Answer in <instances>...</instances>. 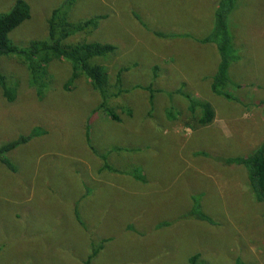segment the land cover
Returning a JSON list of instances; mask_svg holds the SVG:
<instances>
[{
	"label": "rangeland",
	"instance_id": "rangeland-1",
	"mask_svg": "<svg viewBox=\"0 0 264 264\" xmlns=\"http://www.w3.org/2000/svg\"><path fill=\"white\" fill-rule=\"evenodd\" d=\"M14 1L0 0V11ZM23 1L30 18L9 35L18 46L46 40L64 2ZM216 3L76 0L66 9L71 24L103 17L69 41L115 48L91 62L107 72L105 103L118 121L98 109L84 75L70 83L66 61L48 64L41 95L15 58L0 57L16 86L12 103L0 90V146L45 131L7 154L14 171L0 164V264H85L92 250L90 264H190L193 255L264 264V208L245 167L225 162L264 140V0H238L229 14L238 59L225 97L211 90L216 45L201 42ZM193 102L211 106V124L196 125Z\"/></svg>",
	"mask_w": 264,
	"mask_h": 264
},
{
	"label": "trees",
	"instance_id": "trees-1",
	"mask_svg": "<svg viewBox=\"0 0 264 264\" xmlns=\"http://www.w3.org/2000/svg\"><path fill=\"white\" fill-rule=\"evenodd\" d=\"M75 1L76 0H64L59 7L50 12V16L47 20L48 38L46 40H31L26 46L16 45L11 41L9 35L20 24L30 18L29 5L23 0H16L8 10L3 12L0 11V57L15 58L29 73L31 86L37 87V85L40 84L39 88L44 86L42 80L44 79L43 76L48 72V64L51 61H66L71 66L70 83L79 78L78 76L84 75L91 88L100 94L101 104L98 106V109L102 110L107 117L118 121L117 117L107 108L105 103V99L107 98L105 97V86L108 82L107 72L99 63L91 62L94 57L106 53H113L115 48L109 44L103 45L101 43L85 42L81 40L76 43H71L69 41V39L71 40V38L76 36L75 32H81L90 27H94L97 21L103 18L98 16L84 22L71 24L68 20L66 9ZM237 1L238 0H217L213 16V31H211V34L206 38L201 40L202 43L212 42L216 45L215 47L219 53L220 61L217 72L211 81V90L216 95L224 97L226 96L224 87L227 83L229 66L238 59L232 40L233 37L228 25L229 14L233 11ZM66 41L69 43H66ZM95 60H98V58H94V61ZM123 71H125V69H120L116 76V83L118 85H121V74ZM67 86L68 88H66V90L69 89V84H66L65 87ZM15 87V85H9L7 77L0 69V90L2 97L8 103H12L15 99ZM147 88H150V86L144 89ZM190 106L191 109H189V111L193 115L196 125L206 126L213 122L215 113L209 104L193 102ZM44 134L45 131L37 127L33 128L29 134L20 135L16 139L2 144L0 146V164L14 171L15 168L7 158V154L19 145H24L35 137ZM225 162L245 167L249 188L253 194L254 200L258 205L264 208V140L250 155L230 158ZM207 220L210 221V219ZM95 255L96 250H92L85 264H90ZM197 260L198 255H193L190 257L189 263L196 264Z\"/></svg>",
	"mask_w": 264,
	"mask_h": 264
}]
</instances>
